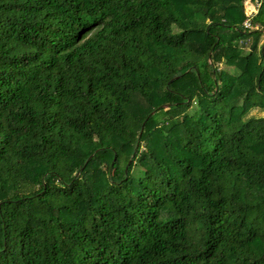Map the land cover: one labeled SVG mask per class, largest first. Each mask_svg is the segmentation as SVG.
Segmentation results:
<instances>
[{
  "label": "trees",
  "instance_id": "16d2710c",
  "mask_svg": "<svg viewBox=\"0 0 264 264\" xmlns=\"http://www.w3.org/2000/svg\"><path fill=\"white\" fill-rule=\"evenodd\" d=\"M263 35L264 0H0V264H264Z\"/></svg>",
  "mask_w": 264,
  "mask_h": 264
},
{
  "label": "rangeland",
  "instance_id": "374dc122",
  "mask_svg": "<svg viewBox=\"0 0 264 264\" xmlns=\"http://www.w3.org/2000/svg\"><path fill=\"white\" fill-rule=\"evenodd\" d=\"M256 4H253L249 1H246L244 3V11L245 13H252V11L254 12V10H256ZM264 40V35L261 37L260 41H263ZM224 67V66H223ZM249 115H252V116H256V117H264V111H260V110H252L250 112Z\"/></svg>",
  "mask_w": 264,
  "mask_h": 264
},
{
  "label": "built area",
  "instance_id": "2783aa9c",
  "mask_svg": "<svg viewBox=\"0 0 264 264\" xmlns=\"http://www.w3.org/2000/svg\"><path fill=\"white\" fill-rule=\"evenodd\" d=\"M253 4H255V3H253ZM255 6H256V10H257V8H258V4H256ZM256 10H254V12L252 11V13H250V14L246 13V17H247V19H246V20L244 21V23H243V25H244L245 28H251V25H250V16H251L253 13H255Z\"/></svg>",
  "mask_w": 264,
  "mask_h": 264
}]
</instances>
